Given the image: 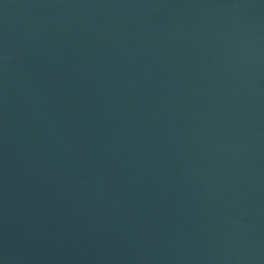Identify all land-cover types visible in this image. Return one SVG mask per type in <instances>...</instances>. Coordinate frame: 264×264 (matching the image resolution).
I'll return each mask as SVG.
<instances>
[{
	"label": "water",
	"instance_id": "water-1",
	"mask_svg": "<svg viewBox=\"0 0 264 264\" xmlns=\"http://www.w3.org/2000/svg\"><path fill=\"white\" fill-rule=\"evenodd\" d=\"M0 264H264V0H0Z\"/></svg>",
	"mask_w": 264,
	"mask_h": 264
}]
</instances>
